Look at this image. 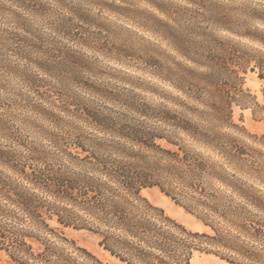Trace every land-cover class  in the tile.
<instances>
[{
  "label": "trees",
  "instance_id": "obj_1",
  "mask_svg": "<svg viewBox=\"0 0 264 264\" xmlns=\"http://www.w3.org/2000/svg\"><path fill=\"white\" fill-rule=\"evenodd\" d=\"M6 1L17 10L13 23L0 27V252L6 255L0 264H104L53 222L93 233L123 264H193L203 255L264 264V164L233 118L235 106L255 99L245 88L254 67L239 47L219 39L197 42L168 24L155 30L183 61L153 52L150 73L171 90L140 88L152 102L90 76L97 77L95 71L122 84L126 78L43 45L24 16L43 14V5ZM57 2L68 14L57 32L82 46L98 45L84 26L97 25L91 14ZM7 12L0 2V15ZM45 75L58 83L60 105L51 94L56 84ZM12 80L40 102L27 97L17 104ZM18 108L48 123L40 126L42 141L21 135V126L33 123L19 119ZM149 188L206 230L189 229L153 205L143 196Z\"/></svg>",
  "mask_w": 264,
  "mask_h": 264
},
{
  "label": "rangeland",
  "instance_id": "obj_2",
  "mask_svg": "<svg viewBox=\"0 0 264 264\" xmlns=\"http://www.w3.org/2000/svg\"><path fill=\"white\" fill-rule=\"evenodd\" d=\"M33 1L43 5L45 12H27L24 16L43 45L64 48L92 63V67H96L98 71L126 78V84L117 83L90 69L97 76H90L92 80L132 89L152 102L156 101L155 97L140 88L171 90L168 86L158 83L150 73L153 52L159 49L170 59L183 61L171 48L159 42L155 30H162L165 24H168L197 42L214 45V40L219 39L236 44L240 55L250 62L251 68L254 67V70H249L245 76V88L250 90L255 99L248 107L235 106L233 118L236 124L246 129L243 139L259 152L264 164V0H63L68 6L81 7L94 18L97 25H84L98 40V45L92 46H82L78 41L57 32L56 25L59 20L68 16L66 9L57 0ZM0 2L9 9V12L0 15V27L4 28L7 27L6 23H13L12 12L17 8L6 0ZM44 77L49 79L51 86L56 84V89L51 88L56 91L51 94L53 100L56 99V106L60 105L58 83L47 75ZM10 91L17 104H26L24 99L27 97L31 102H40V95L33 94L19 81H11ZM15 114L19 119L26 118L33 123L21 126V135L31 142L42 141L40 126L47 127L48 123L40 120L35 113L19 108L15 109ZM56 114H59L57 107ZM143 196L189 229L206 230L194 215L177 205L158 188L144 190ZM52 225L58 228L64 237L87 249L104 264H123L100 246L99 237L93 233L65 228L56 222ZM5 259L6 255L0 252V261ZM193 264L230 263L215 256L203 255L198 256Z\"/></svg>",
  "mask_w": 264,
  "mask_h": 264
}]
</instances>
